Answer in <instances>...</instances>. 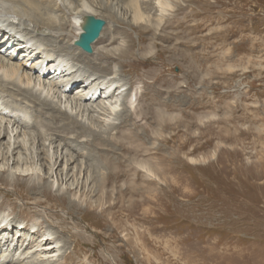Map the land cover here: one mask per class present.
I'll list each match as a JSON object with an SVG mask.
<instances>
[{
	"label": "rangeland",
	"instance_id": "rangeland-1",
	"mask_svg": "<svg viewBox=\"0 0 264 264\" xmlns=\"http://www.w3.org/2000/svg\"><path fill=\"white\" fill-rule=\"evenodd\" d=\"M123 2L89 0L107 23L104 39L116 37L126 47L133 42L132 55L143 66L137 72L127 68L122 75L135 76L139 91L145 93L141 106L154 92L161 94L162 114L170 120L161 129L154 121L147 127L146 121L137 122V127L130 122L113 135L119 138L118 132L127 129L142 134L156 155L150 157L151 165L167 180L153 182L140 171L132 172V186L121 180L99 186L90 175L98 179L110 173L106 157L113 151L121 154L119 146L74 143L77 150L84 148L85 157L78 156L72 166L85 164L95 150L96 159L88 164L96 168L84 170L82 176L77 169H66L71 182L58 189L50 185L46 155L37 161L38 145L29 141L30 151L18 149L19 165L12 157L0 162V169L8 170L0 172V212L12 211L19 221L36 213L52 223L60 244L66 242L53 264H264V0H180V26L164 23L149 32L131 25ZM175 17L172 13L167 19L175 23ZM122 103L124 108V98ZM2 141L6 152L9 138ZM62 153L68 155L69 148ZM30 165L36 168L34 177L40 178L31 182L33 190L27 185L31 171H25ZM59 196L78 205L73 215L60 209L68 206L59 203ZM73 225L86 237L81 248L75 247L80 238L71 237L76 234Z\"/></svg>",
	"mask_w": 264,
	"mask_h": 264
},
{
	"label": "bare ground",
	"instance_id": "bare-ground-1",
	"mask_svg": "<svg viewBox=\"0 0 264 264\" xmlns=\"http://www.w3.org/2000/svg\"><path fill=\"white\" fill-rule=\"evenodd\" d=\"M45 1L47 0H0V155L2 156L0 162L12 157L13 163L19 165L21 159L18 158V149L27 152L31 149L30 145L37 144L39 146L36 149L37 161L40 156L46 155L45 161L49 165H47L48 171H51L52 177L51 181L46 177L41 179L50 181L52 187L57 185L60 189L70 181L71 176L67 180L70 171L77 169V174L82 176L86 170L96 168L95 165L88 164L96 159L92 154L95 150L87 155L89 161L85 164L72 166L78 161V156L85 157L84 148H78L79 152L77 147L92 143L108 146L112 142L119 146L121 154L118 153L116 156V152L113 151L111 157L107 156L106 166L110 173L98 179L91 174L90 179H93V182L105 186L111 182L118 185L121 180L127 182L124 184L131 185L135 178L132 172L140 171L153 182H165L167 179L160 172L161 169L151 165L150 157L154 153L147 147L146 138L142 134L127 129L129 132H118L119 138L113 135L115 130L126 129L130 122L137 127L139 125L137 122L146 121L147 127L151 121H154L161 129L167 120H170L162 114L161 109L165 107L164 102L159 100L161 94L154 92L152 96L148 95L149 102L141 106L145 93L141 94L142 92L139 91L140 87L134 79L135 76L131 79L123 76L127 74L125 69L129 68L137 72L139 67L143 66L141 61L136 60L132 55L133 42L129 41L130 44L126 47L121 45L123 42L120 43L116 37L104 39L106 23L100 37L92 43L93 52L86 53L79 46L81 36L94 19H103L98 16L93 5L89 0H48L49 5L45 4ZM149 1L151 0H124L123 7L133 27L140 29L141 32H149L159 30L164 23L180 26V18H178L180 0H152L153 3ZM58 12H62L63 15L58 16ZM172 13L176 14L173 19L175 23L167 19ZM101 43L105 45L100 49L98 46ZM128 58L132 62L127 63ZM136 86L138 88L129 93V89ZM122 98L126 102L124 108H122ZM171 119L179 123L177 117ZM42 129H46L45 131L50 132V135L45 136ZM40 130L41 133L38 132ZM158 131L160 130H157V135H159ZM104 135L108 136L105 138ZM159 136L163 137L161 134ZM6 137L9 138V143H6L7 151L4 152L2 139ZM29 141L32 144L28 146ZM57 143L59 145L56 146ZM74 143L77 147L73 146ZM66 147L69 148L70 153L63 155L62 151ZM51 152L55 157L57 155L55 160L54 155L51 157ZM127 154L135 157L127 158ZM59 160L61 162L58 166ZM63 161L65 162L62 170L60 167ZM26 164L28 165V162ZM26 168V172L31 171L27 185L33 190L35 183L31 185V182L35 179L39 181L40 178L34 177L37 174L35 167L30 165ZM66 169L69 172L65 175ZM0 172L6 173L8 170L0 169ZM56 198L59 203L68 206L60 208L63 212L73 215V210L78 209L74 201L68 204L64 196ZM33 204L44 206L46 209H58L37 201H33ZM19 214L25 215L23 211H19ZM12 216V211L0 212V264H53L66 246V242L65 245L60 244V236L53 232L54 225L42 221L36 213H27L26 221H19ZM55 219L59 217L55 216ZM63 223L67 224L65 219ZM73 228L76 229V234H72L71 237L80 238L79 242L75 243V247L81 248L83 245L81 240L86 237L80 233L77 225H73ZM10 238L11 242L7 244ZM13 240L19 243L15 244Z\"/></svg>",
	"mask_w": 264,
	"mask_h": 264
},
{
	"label": "water",
	"instance_id": "water-1",
	"mask_svg": "<svg viewBox=\"0 0 264 264\" xmlns=\"http://www.w3.org/2000/svg\"><path fill=\"white\" fill-rule=\"evenodd\" d=\"M106 22L103 19H94L93 22L89 25L86 32L81 36L79 41V46L81 49L91 54L92 50V43H94L101 35Z\"/></svg>",
	"mask_w": 264,
	"mask_h": 264
}]
</instances>
